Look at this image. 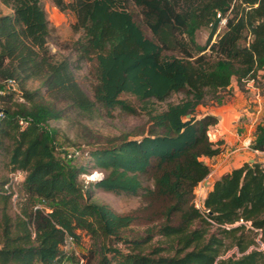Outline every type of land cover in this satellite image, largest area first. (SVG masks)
<instances>
[{
    "label": "trees",
    "instance_id": "trees-1",
    "mask_svg": "<svg viewBox=\"0 0 264 264\" xmlns=\"http://www.w3.org/2000/svg\"><path fill=\"white\" fill-rule=\"evenodd\" d=\"M55 3L61 10L74 12L73 28L83 31L74 46L80 60L95 62L94 95L80 88L74 63L50 49V25L42 0H0V108L4 110L0 153L7 156L11 170L26 173L18 199L24 211L20 215L24 232L18 237L5 232L0 261L69 264L74 253L64 250L67 235L78 244L79 232H86L94 245L90 253L97 256L93 264H153L155 259L141 251L116 247L120 242L140 246L148 241L149 237L132 241L124 237L137 217L91 200L95 189L138 194L144 188L141 174L149 173L154 179L149 194L171 203L158 231L162 236L185 232L206 213L207 220L221 225L232 224L235 218L251 220L262 230L264 243L261 165L246 163L224 174L202 208L195 202L197 187L211 172L204 158L221 152L210 135L218 118L197 113L198 107L210 94L220 99L234 78L242 87L248 77L258 86L259 79H264V0ZM2 5L12 12L3 13ZM222 20L225 25L220 32ZM203 26L211 27L206 45L196 41V32ZM165 31L173 36L172 45L163 40ZM34 79L42 88L28 90L26 83ZM10 80L15 85L7 84ZM179 93L183 97L168 102L166 108L155 106ZM16 95L23 100L15 101ZM123 95L134 98L140 108ZM63 103L65 107H59ZM116 108L130 114L141 109L150 126L138 139L110 138L104 147L89 151L90 160L104 175L87 186L81 176L88 165L64 157L70 153L60 146L50 121L64 118L70 110L93 117ZM21 118L29 120L24 128ZM252 147L264 151V125L257 126ZM0 198L7 200L11 195L2 193ZM177 214L179 223L174 225ZM75 263L84 264V259Z\"/></svg>",
    "mask_w": 264,
    "mask_h": 264
},
{
    "label": "rangeland",
    "instance_id": "rangeland-1",
    "mask_svg": "<svg viewBox=\"0 0 264 264\" xmlns=\"http://www.w3.org/2000/svg\"><path fill=\"white\" fill-rule=\"evenodd\" d=\"M70 2L72 0H65ZM50 25V35L48 37L49 46L53 53L59 58H69L76 67V79L82 90L89 96L93 97L94 86V69L95 62L80 60L76 46L74 43L79 40L83 31H77L73 28L76 23V15L70 10H61L55 0H42ZM248 9V8H247ZM3 13H11L12 9L6 5H2ZM246 11V9H245ZM137 14V10L135 11ZM141 17L138 16L137 20ZM225 25L221 22L219 29ZM146 34L150 38H157L146 26H143ZM210 26H203L196 32V41L201 45H206ZM219 33V32H218ZM217 35L213 41L217 40ZM162 38L169 45L173 43V36L169 31L162 34ZM158 41V40H157ZM170 52V51H168ZM167 52V53H168ZM259 86L264 97V79H259ZM15 85V84H14ZM242 91L248 99L251 98L254 105V96L243 86ZM28 90H36L41 87L39 80H30L26 83ZM44 91V89H41ZM49 96V94H47ZM52 96V95H51ZM49 96V97H51ZM183 97V94H174L166 102H157L155 106L159 110L166 108L168 102H176ZM222 97V95H221ZM215 99L210 94L204 107L211 105L212 101L221 102L222 98ZM131 104H135L140 108V104L131 96L123 95ZM19 95L15 96V101H22ZM264 102V99H263ZM60 104L59 107H65ZM2 101H0V107ZM137 114H130L119 108L111 110H103L93 117L84 116L76 111L70 110L64 118L51 120L50 126L58 131V142L60 146L66 147L65 155L67 159H71L75 164L88 165V170L81 176V181L85 185H89L93 181L103 178V172L96 169L94 160H90L89 151L99 147H104L106 141L110 138H122L126 135L131 139H138V135L143 130H147L150 126L149 117L141 109ZM263 113H261L258 122L264 125V103ZM203 112L202 108L197 113ZM258 126V125H257ZM257 129V127H256ZM254 130V129H253ZM71 155V156H70ZM8 158L4 153H0V195L7 193L4 186L8 180L11 168L7 165ZM143 190L138 194H116L111 191L95 189L91 200L99 203H106L116 212L121 214L132 213L137 217V221L133 226L124 233V237L129 240L143 239L140 246L133 243L117 244L118 247L134 248L136 252H143L149 257L155 259L153 264H264V243L262 242L263 233L261 229L255 228L251 220H237L235 218L232 224L221 225L214 223L211 219H206V213L190 223L188 229L182 233L173 234L170 237L159 234V228L165 223L164 214L170 207V201L156 198L149 194V190L154 188V179L152 175L141 174ZM23 184V183H22ZM22 184L19 186L18 193L20 195ZM8 194V193H7ZM10 199L2 200L0 198V248L3 246L5 232L9 237H18L24 232V222L21 218V212L24 211L17 202L14 205L12 194ZM179 223V216L172 224ZM243 225V226H242ZM242 226L241 228H239ZM81 233V240L78 244H73L70 248L64 250L68 253H74L69 264H78L77 259H81L84 264L90 261L91 264L97 261V256L91 254L94 248L90 236L86 232ZM33 237H37L35 231L32 232ZM67 253V254H68ZM62 260V258H61ZM65 258L61 261L64 262ZM0 264H15L14 261L3 262Z\"/></svg>",
    "mask_w": 264,
    "mask_h": 264
},
{
    "label": "crops",
    "instance_id": "crops-1",
    "mask_svg": "<svg viewBox=\"0 0 264 264\" xmlns=\"http://www.w3.org/2000/svg\"><path fill=\"white\" fill-rule=\"evenodd\" d=\"M237 79H233L231 85L222 92V101H212L211 105H200V114H212L218 118V122L211 127V139L221 152L210 158L205 157L211 172L207 178L197 187L196 192L201 189L203 195L208 194L217 180L224 174L244 164L261 165L264 168V151L258 153L252 147L256 139V127L263 113V99L254 98V105L242 91ZM254 129V130H253Z\"/></svg>",
    "mask_w": 264,
    "mask_h": 264
},
{
    "label": "built area",
    "instance_id": "built-area-1",
    "mask_svg": "<svg viewBox=\"0 0 264 264\" xmlns=\"http://www.w3.org/2000/svg\"><path fill=\"white\" fill-rule=\"evenodd\" d=\"M222 22L225 23V20H222ZM243 82L245 84V87L251 92V94L256 99L262 98V90H261L260 86H258V84L254 78L248 77V78L244 79ZM7 84L14 85L15 82L10 80V81H8ZM3 113H4V110L2 108H0V123H1V119L3 118V115H4ZM19 122L23 128L29 124L28 119L21 118L19 120ZM257 152L262 153L263 151L257 150ZM25 178H26V173L20 169L11 170V172L9 173L8 180L4 186V189L7 193L12 194V200H13L14 205H17V202L19 199L18 189H19V186L25 181ZM205 198H206V195L202 194L201 189L198 190V192H196V201L195 202H196V206L198 208L203 207V203H204ZM38 207H40V206H38ZM73 244H74L73 238L71 236L67 235L66 242L64 245V249L70 248Z\"/></svg>",
    "mask_w": 264,
    "mask_h": 264
},
{
    "label": "water",
    "instance_id": "water-1",
    "mask_svg": "<svg viewBox=\"0 0 264 264\" xmlns=\"http://www.w3.org/2000/svg\"><path fill=\"white\" fill-rule=\"evenodd\" d=\"M256 166H258V165H256Z\"/></svg>",
    "mask_w": 264,
    "mask_h": 264
}]
</instances>
